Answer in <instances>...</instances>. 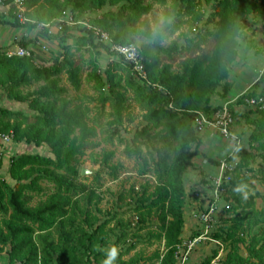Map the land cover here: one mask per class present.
<instances>
[{
    "label": "trees",
    "instance_id": "trees-1",
    "mask_svg": "<svg viewBox=\"0 0 264 264\" xmlns=\"http://www.w3.org/2000/svg\"><path fill=\"white\" fill-rule=\"evenodd\" d=\"M200 2L23 0L25 15L33 20L24 24L10 12L13 25L29 30L51 24L64 13H70L75 23L53 34L41 28L59 49L49 65L36 62L34 56H8L0 49V88L9 100L26 105V112L0 107V135L12 132V141L46 147L48 152L10 155L7 178L0 174V254H6L8 264H102L105 252L100 249H107L111 234L112 245L119 248L114 264H175L188 203L198 198L196 191L188 192L183 179L202 153L203 138L195 132L192 119L197 112L211 115L228 96L244 23L249 14L264 7V0H204L205 14L196 9ZM84 20L108 32L115 43H138L146 78L138 77L128 62L97 41L90 28L77 23ZM176 32L178 36L166 42ZM19 44L28 46L23 39ZM102 51L109 55L104 67L98 58ZM83 82L92 83L93 97L81 92ZM257 95L264 96V70L229 104L234 125L241 118L253 127L248 142L254 150L240 146L226 156L236 160L230 180L222 186L228 212L210 233L224 247L249 218L264 222V195L256 209L252 200L233 191L245 179L236 170L253 161L261 163L255 178L264 186V108L245 104L246 98ZM91 100L98 103L95 110ZM254 113L257 118H251ZM133 121L134 129L128 128ZM129 131L127 138L123 134ZM100 132L104 141L124 144L125 156L136 160L139 175L154 178L123 189L102 211L97 204L106 194L99 178L83 182L87 176L80 175L78 166L87 150L99 145L93 139ZM113 154L103 152L101 160L95 157L92 162L118 179L123 165L110 163ZM2 159L0 152V170ZM152 220L157 229L147 230L146 241L150 245L152 240L163 241L162 250L154 249L147 256L138 250L124 260L143 241L138 230L149 228ZM251 252L257 259L251 264H264V239ZM230 254L221 264H232Z\"/></svg>",
    "mask_w": 264,
    "mask_h": 264
},
{
    "label": "rangeland",
    "instance_id": "rangeland-1",
    "mask_svg": "<svg viewBox=\"0 0 264 264\" xmlns=\"http://www.w3.org/2000/svg\"><path fill=\"white\" fill-rule=\"evenodd\" d=\"M168 3H170V0H167ZM107 7V6H106ZM105 7V8H106ZM155 8L158 10H161V7L159 5H154ZM196 9H199L206 14L207 5L204 4V0H201L199 4H197ZM93 15H97V12H93ZM199 25L202 24V22L198 23ZM187 24L183 25L182 31L187 30ZM19 28L14 27V30L18 32ZM32 39L31 42L34 45L35 50H39L40 52H44L41 49L42 44L45 43L48 47V51L44 52L46 53V60L45 64L49 65L54 61V58L51 59L50 56H55L57 46L55 49L54 43L50 41L48 37L45 35H37L33 31H31ZM179 32L174 33L171 37H169L166 42H169L173 39H175L178 36ZM46 37V38H45ZM241 45L244 46V44L241 41ZM248 55L250 56L252 54V48L253 50L257 47H262L264 49V42H260L259 44H256L254 46L253 44L249 45ZM248 47V46H247ZM245 47L240 48V56H242V51ZM242 49V50H241ZM263 51V50H262ZM58 52V51H57ZM50 55V56H49ZM259 59L253 58L250 59L248 56H243V62L236 64V67H233L230 69V80L233 81L232 83V90L230 92V98H235L233 102L236 101V94H240L242 91L250 87L255 80L258 79L261 72L264 70V54ZM49 56V57H48ZM109 55L103 51L101 52L99 58V63L101 67H104L105 63L109 60ZM241 59V60H242ZM177 61V60H176ZM176 63V62H175ZM175 63L173 66H175ZM44 64V63H43ZM234 78H240L241 82H234ZM259 89H256V92H259ZM4 91V90H3ZM81 92L83 94H86L87 96L93 97L94 92L92 89V83L83 82L82 90ZM5 93V92H4ZM74 94L73 92H71ZM216 102V103H215ZM214 105L218 103L217 96L213 97ZM98 103H96L95 100L90 101V107H93V110L97 108ZM0 107H7L14 110H21L26 112V105L18 102H14L12 100H9L6 96L4 98L0 97ZM241 110L244 111V107H241ZM258 114L254 113L251 115V118H257ZM136 124V121H133L129 124L128 128L134 129V126ZM252 126H249L247 122H244L243 119L240 118L239 121L235 124V132L239 133L238 138L241 141V147L243 149L249 150L253 152V147L249 146L248 142V135L252 130ZM124 136L127 138L131 137V131L128 133H124ZM203 141L202 145L199 147L201 150V154L195 157L192 161V164L189 165L188 169L183 175L184 182L187 185L188 192H199L200 197L197 198V200H193L189 203L187 207L186 214H189V212H197L198 210H204L208 199L210 196H212V189H213V181L215 176H217L218 173V165L211 163L208 158H211L214 161L220 162L221 159L225 158L227 156V153L229 152V149L231 147V143L227 140H224L220 135H215L213 137L210 136H202ZM94 142L98 143L99 145L94 147L93 149L87 150L85 156L83 157L82 161L79 163V168H86L88 171H91L87 176V179L83 182H86L88 184L93 183L96 181V179L99 178L98 183L101 184V190H103L106 194L105 197H102V200L97 204L98 208L102 210H105L108 206H110L112 199H115L117 194L122 191L123 189L128 188L129 186L135 184L138 185L140 183H143L147 179H151L154 181V178L147 175H139L138 174V165L135 159L133 158H127L125 156L124 152V144L119 145L118 142L113 141V143L104 141V134L100 132L96 138L93 139ZM1 141V139H0ZM1 145L4 147V151H1L3 153V167L0 170V174L2 177L7 178V168H8V160L9 156L13 154H18L21 152H39L42 154H47V148H35L32 145H26L21 143H16L14 141H10L8 143H1ZM148 147L152 148V145L150 144ZM143 148L146 150L147 147L143 146ZM6 152V153H5ZM103 152H113V157L110 161V163H122L123 168L120 170V174L118 175V179H113V177L109 174V169L106 167L100 165V163L94 164L92 162L93 158L97 157V160L102 159ZM261 163L259 161H253L250 163L249 166H241L239 169L236 170L238 175H245V179L239 183L246 185V191L249 193L248 198L252 200L254 203V207L256 209H260L262 206V196L264 195V186L255 178L256 175L259 176L260 174V168ZM233 174V173H232ZM150 178H149V177ZM45 184L44 182L42 183ZM226 194V193H225ZM223 194L221 199L218 202V212L214 216V220L212 222V228L211 231L217 227L218 224H222L221 220L219 218L227 215L228 212L226 208L227 200L225 195ZM243 203V201H242ZM191 212L189 214L190 218V224L189 221L185 223L183 233H190L189 229L191 227V230L193 232H197L198 230H201V226L198 223H195L193 215H191ZM185 214V215H186ZM100 217L102 218L101 212L99 213ZM184 215V216H185ZM155 220H152L150 222L149 228H142L138 230L139 238L142 239L141 243H139L136 247V250L131 251L129 254L124 255L122 258L125 260L129 256H131L135 251L141 250L143 251L144 255H149L154 249L159 248L162 250L163 247V241H161L160 244H158L156 241L152 240V244L150 245L146 239H148L149 233L148 229L156 230L157 226L155 225ZM113 223H111L110 226H112ZM264 222L261 220H255L254 217L249 218L247 221L244 222L243 228L241 227L235 234L233 239L227 240V247H225V255L227 252H231L230 258L232 259V264H251L252 262H257V259L251 256V251L254 249L260 248L262 241L264 239ZM117 229V228H116ZM118 230V229H117ZM112 232H110L111 234ZM211 233V232H210ZM211 236V234H209ZM110 242H108V245H106V248L110 245H112L113 241L115 240V236L112 234ZM125 246V245H124ZM123 246V247H124ZM122 247V248H123ZM103 248V247H102ZM215 249L214 244L207 243L206 245L200 246L198 249L194 251L195 253V259L200 260L203 259L205 256H209V253L214 255ZM222 262V261H221ZM221 262L219 264H221Z\"/></svg>",
    "mask_w": 264,
    "mask_h": 264
},
{
    "label": "built area",
    "instance_id": "built-area-1",
    "mask_svg": "<svg viewBox=\"0 0 264 264\" xmlns=\"http://www.w3.org/2000/svg\"><path fill=\"white\" fill-rule=\"evenodd\" d=\"M22 2L23 0H0V7L3 9L2 13L8 16L11 12L12 15L21 24H24L26 22H33V20L26 17L25 8ZM74 23L75 21L73 20L72 15L70 13H64L61 17L54 19L51 24H38L36 28L41 30L42 27H46L47 33L53 34L59 30H62V27L64 25L72 26ZM77 23L90 28L97 41L108 46V48L117 56L121 57L123 61L128 62L132 66L135 74L138 77H140L141 79L146 78V72L144 70L142 58L140 55V46L138 43H115L108 32L102 30L97 26L90 25L86 20L78 21ZM41 49L44 52L48 51L46 44H42ZM4 51L8 56H34L35 58L33 48H30L28 46L16 44L13 47L5 49ZM35 60L39 63L36 58ZM234 100L235 98L222 103L221 106L217 108L211 115L197 112L192 119V125L198 136L202 137L203 135H205L213 137L215 135H220L224 140H227L231 143V147L229 149V152L227 153V156L234 155L238 148L241 146V141L234 130V119L229 109V104ZM245 104L249 107L263 109L264 96L257 95L246 98ZM0 139L2 143L10 142L12 140V132L0 135ZM235 166L236 160H231L227 157L220 160L218 165V173L213 181V189L211 192L212 196L209 197L205 209L201 211L198 210L197 212L190 211L191 215H193L194 217L195 223H198L201 226V230H198L197 234L193 235V231L190 227L188 228L190 233L182 234V240L178 243L174 254L175 264H190L192 253L200 246L206 245L207 243H213L217 251L216 253H214V255L209 253L211 258L206 264H219L225 257L224 245L220 241L213 239L209 234L211 232L214 216L218 212V202L225 192V189L222 186L224 183L230 180ZM194 195L200 197L199 192L194 193ZM227 206L228 205L226 204V208ZM206 257L207 256H205L204 258ZM203 259L197 260L195 264H204L201 263Z\"/></svg>",
    "mask_w": 264,
    "mask_h": 264
},
{
    "label": "crops",
    "instance_id": "crops-1",
    "mask_svg": "<svg viewBox=\"0 0 264 264\" xmlns=\"http://www.w3.org/2000/svg\"><path fill=\"white\" fill-rule=\"evenodd\" d=\"M2 11H3V9L0 7V49L5 50L7 48L13 47L16 44H19V42L22 41V39H23V40L28 42V47L33 48V53H34L37 61L45 64V60H46L45 57L46 56H44V55H46V53L43 54L44 52H42V51L40 52L39 50H35L33 43H30L31 42L30 40L32 39V34H33L31 31H33L37 35H42V37H43V31L40 29H37V28L29 30L28 28L23 27L21 25H13L10 16L4 15L2 13ZM14 27H18L19 31L16 32L14 30ZM50 41L52 43H54V45H55L54 47L56 49L57 41L55 39H50ZM241 41L244 44V46L241 45ZM260 42H264V7L261 8L259 11L253 12V13L248 15V18L244 23L243 36H242V38L238 39V56H237L236 61L233 64V67H236L235 66L236 64L243 62V59H242L243 56H246V57L248 56L250 59H253V58L259 59L260 57H262L263 55H261V54H264V49L262 47L256 46V44L260 45ZM45 43H48V42H45ZM251 44L256 46V49L253 50L254 47H251L252 51H250V52H252V54L249 56L248 50L250 47L249 45H251ZM241 47H245L244 50L242 51V53H243L242 56H240V48ZM57 49H58V47H57ZM58 54H59V49L56 50L55 56H50V55L49 56L51 57V59H53V58L55 59V57L58 56ZM234 80H235L234 82H241L240 78H234ZM231 82H233V81H231ZM232 87H231V90H232ZM231 90L229 91L228 96L225 99H222V102L220 101V103H224V102L232 99L229 97ZM238 95L239 94L237 93L235 96H238ZM0 97H2V98L5 97V93H4L3 89H1V88H0ZM211 101L213 102V98ZM3 148H4L3 146L0 147V152L4 151ZM189 214H190V212H189ZM189 214L185 215V220H187V222L189 221V224H190ZM195 258H196L195 253L193 252L192 256L190 258V264H195V262H196ZM0 264H8L5 253L0 254Z\"/></svg>",
    "mask_w": 264,
    "mask_h": 264
},
{
    "label": "clouds",
    "instance_id": "clouds-1",
    "mask_svg": "<svg viewBox=\"0 0 264 264\" xmlns=\"http://www.w3.org/2000/svg\"><path fill=\"white\" fill-rule=\"evenodd\" d=\"M246 185L240 184L234 187L233 191L237 194H241L242 198L247 200L249 193L246 191ZM105 252V257L102 260V264H114L119 255V248L116 245H110L107 249H100Z\"/></svg>",
    "mask_w": 264,
    "mask_h": 264
},
{
    "label": "water",
    "instance_id": "water-1",
    "mask_svg": "<svg viewBox=\"0 0 264 264\" xmlns=\"http://www.w3.org/2000/svg\"><path fill=\"white\" fill-rule=\"evenodd\" d=\"M91 173V171H88L86 168H81L80 175L85 176Z\"/></svg>",
    "mask_w": 264,
    "mask_h": 264
}]
</instances>
